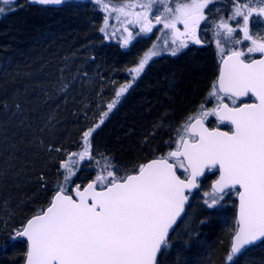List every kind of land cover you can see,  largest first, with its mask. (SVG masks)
<instances>
[{"label": "trees", "instance_id": "1", "mask_svg": "<svg viewBox=\"0 0 264 264\" xmlns=\"http://www.w3.org/2000/svg\"><path fill=\"white\" fill-rule=\"evenodd\" d=\"M250 4L258 6L257 0ZM2 7L0 264H23L26 243L14 233L49 205L58 186L70 193L94 180L101 156L122 177L175 149L177 131L199 112L212 89L216 64L207 52L160 58L108 111L119 88L131 83L126 66L134 51L101 42L100 23L77 10L47 14L26 0ZM91 128L95 159L86 160L84 168L75 166L76 174L65 183L61 164ZM216 176L207 173L189 197L158 264H230L235 198L208 209L200 196L211 190ZM238 264H264V245L238 257Z\"/></svg>", "mask_w": 264, "mask_h": 264}, {"label": "snow or ice", "instance_id": "2", "mask_svg": "<svg viewBox=\"0 0 264 264\" xmlns=\"http://www.w3.org/2000/svg\"><path fill=\"white\" fill-rule=\"evenodd\" d=\"M28 2L62 5L66 0ZM96 2L108 13L101 32L107 35L109 17L114 13L127 33L122 37V46L127 47L133 34L125 25H139L140 33H150L156 25H162L171 32L175 47L170 54L175 56L188 46L189 40L201 42L197 29L206 19L204 10L213 0ZM0 3L13 5L16 0H0ZM257 5L252 7L250 3L234 0L229 20L239 17L237 27L221 19L216 24L217 37L223 33L235 45L250 41L248 53L264 54V39H254L250 33V23H264V19H253L264 18V0H257ZM154 7L153 17L150 14ZM4 12L5 8L0 7V14ZM178 24L183 25V30ZM238 32L242 38L234 37ZM216 44L221 64L209 93L216 100L215 106L205 109L201 105L199 112L189 116L177 131L175 149L139 165L134 174L117 177L109 158L101 156L100 171L83 189L76 185V198L64 186H58L47 208L14 233V237L27 238V264H158V254L170 246V230L185 212L193 190L200 188V178L206 170H218L211 190L203 193V203L208 209L219 204L228 191H235L239 199L236 228L226 261L238 264V257L246 255L251 247L264 245V58L247 59L244 51L235 48L225 55L220 39ZM155 49L153 45L129 70L133 80L153 56L159 55ZM131 86L128 83L119 88L116 99L108 104V111ZM250 95L254 102L241 99ZM107 115L108 112L103 113V117ZM210 116L220 124L230 125V130L206 127L205 120ZM94 131L95 128L85 131L83 150L69 154L68 160L61 164L66 173L65 183L76 174L77 164L95 159L89 139ZM95 162L100 164V160Z\"/></svg>", "mask_w": 264, "mask_h": 264}, {"label": "flooded vegetation", "instance_id": "3", "mask_svg": "<svg viewBox=\"0 0 264 264\" xmlns=\"http://www.w3.org/2000/svg\"><path fill=\"white\" fill-rule=\"evenodd\" d=\"M18 1H25V0H18ZM103 2H106V0H103ZM111 2L112 4H120L124 2H129V3L135 2V0H111ZM184 2H187V0H184ZM31 7L34 9L38 8L39 10H44V12L47 14H58V13L60 14L62 10L63 11L64 10H77L78 13L82 15L85 13V15L89 16L91 20H93L94 22L100 23L99 25L101 27L104 26L105 16L108 15V13L104 11L102 5L98 4L96 0H66V3L62 4L59 7H49V6H39V5H31ZM135 10L140 11V9L138 8ZM228 10L229 8H228L227 0H213V3H210L208 7L204 10L206 19L201 22L199 28L197 29V38L201 42L199 44H196L192 42L191 40H189L187 42L188 46L186 48H182L175 56L170 54L171 48L175 47V45L172 44L171 39H170L171 32L170 30L163 29L162 25H156L153 28L152 32L150 33H140L139 25H135V26L125 25L126 27L129 28V31L132 32L133 39L129 42L127 47H123L121 40L123 36L127 35V33L123 31L121 24L115 19L114 13L109 17V25L111 27H110L108 34L106 35L105 33L101 32V38L103 41L109 44L115 45L116 47H118V49H120L124 53H130L134 51V54L127 61L128 63L126 66L127 71H128V80H131V85H132V82L140 79L143 76V74H145L147 70H149V68L160 58L165 57L168 59H175L185 54H190L193 52H207L209 56L212 58L213 62L216 64L215 76L212 82V85H213V83L216 81L218 77L219 65L221 62L220 49L217 47V44H216L217 39L221 40V44L224 48L225 55L228 52L227 51L228 41L225 39L223 33H221L219 37H217L216 35V31H217L216 24L221 19L228 20V14H229ZM150 15L154 17L153 14H150ZM231 15L232 14H230V16ZM238 18L236 20H230V21L231 22L236 21L237 23V20L239 21L240 19ZM253 19L257 21L259 20V18L257 17H253ZM177 27L183 30V25L178 24ZM251 28H252V25H251ZM117 29L119 30L117 31ZM163 31L165 33H163ZM113 32H115V35H112ZM250 33L252 34L254 39H258V40L264 39L262 36L259 37V29H257V32H255L254 29H252ZM152 39H154V42H157L158 44H160V47L164 49L165 55L159 54L157 56H153L149 60L148 64L145 66V69L140 74V76L136 77V79L133 80V77L130 74L129 70L138 64L139 60L141 59V55H143L141 49L145 50L148 47V44L152 42L151 41ZM165 40L168 41L167 44L164 43ZM245 44H246V47H245L246 49L249 45H251V42L245 41ZM138 46H140V51H138V48H137ZM236 49H240L244 51L243 44L241 43L239 46H237ZM263 55L264 54L254 52V53L247 54L246 58L247 59H261ZM217 58L219 59L216 62L215 59ZM125 84H128V81L125 82ZM244 101L251 103V102H254L255 100L253 98L248 97ZM225 102L230 103V101H228L227 98H225ZM211 121L217 122L215 117H211ZM205 123L210 129L218 127L220 130H223V128L227 130L226 125H222V127H220V126H214V124L212 122L210 123L209 121H205Z\"/></svg>", "mask_w": 264, "mask_h": 264}, {"label": "rangeland", "instance_id": "4", "mask_svg": "<svg viewBox=\"0 0 264 264\" xmlns=\"http://www.w3.org/2000/svg\"><path fill=\"white\" fill-rule=\"evenodd\" d=\"M106 2H107V0H106ZM240 2L245 3L243 0L240 1ZM248 3H250V0L248 1ZM227 4H228L229 6H231V9H232V11H233V8H234V0H227ZM250 6H251V4H250ZM0 7H2V4H1V3H0ZM156 7H159V6L157 5ZM156 7L153 8V12H152L151 14H153V15L156 14ZM228 8H229V7H228ZM5 11H6V8H5ZM4 13H5V12H4ZM230 14H231V13L228 14V22H229L233 27H237V23H236V21H235V22H231V21L229 20ZM1 15H2V14H1ZM238 19H239V18H238ZM261 19H264V18H259V20H261ZM239 20H240V19H239ZM259 20H258V21H259ZM237 21H238V20H237ZM251 25H252V28H251ZM103 27H104V26H103ZM110 27H111V26L109 25V27L106 29L107 34H108L109 30H110ZM252 29H254L255 32H257V29H259V37L262 36V37L264 38V23H259V22H257L256 24H252V23H250V31H251ZM164 31H165V30H164ZM164 31H163V33H165ZM236 36H239L240 38H242V33H239V32H238V33L234 34V37H236ZM121 41H122V40H121ZM151 41H152L151 43H149L150 41L148 42V43H149V44H148V47H147L145 50H142V49H141L142 54H143V55H141V58L144 56V54H145L147 51H149L150 49L153 48V45H156V49H155V50L158 51L159 54H163V55H165V53H164V49L160 47V44H158L157 42H154V39H152ZM122 43H123V42H122ZM242 44H243V50H244L245 54H246V55L249 54V53L247 52V48L245 49V47H246L245 41H244ZM239 45H240V44H239ZM239 45L231 44V43L228 42V45H227V51H228L230 48H235V49H236L237 46H239ZM249 46H251V45H249ZM249 46H248V47H249ZM123 47H124V46H123ZM137 48H138V51H140V46H138ZM137 48H136V49H137ZM224 54H225V53H224ZM218 59H219V58L215 59V61L217 62ZM215 104H216V100H215V98H214V97H210L209 94H208V96L206 97V101H205V103L203 104L204 107H205V109L212 108V107L215 106ZM205 121H209L210 123L212 122V123L214 124V126H220V127H222L221 124H219V123H217V122H213V121H211V116L208 117V119L205 120ZM83 146H84V143H83V141H82V144H80L78 150H76L74 153H79L80 151H82V150H83ZM85 162H86V161H84V162H82V163H80V164H77L76 167H77V166H78V167H81V168L86 167ZM178 172H180V171H178ZM62 178L64 179V176H63ZM228 193H230V192H228ZM228 193L225 194L224 198H228V197H230V198H235V197H236L235 191H232V192H231L232 195H228ZM200 196L203 197V198H205V197L203 196V193H200Z\"/></svg>", "mask_w": 264, "mask_h": 264}, {"label": "water", "instance_id": "5", "mask_svg": "<svg viewBox=\"0 0 264 264\" xmlns=\"http://www.w3.org/2000/svg\"><path fill=\"white\" fill-rule=\"evenodd\" d=\"M18 0H16V2H17ZM27 2H28V0H27ZM29 3V2H28ZM30 5H39V6H49V7H59V6H61V5H40V4H35V3H29ZM0 20H1V15H0ZM262 58H264V55H263V57ZM220 64H221V62H220ZM219 68H220V65H219ZM219 73V72H218ZM250 98H253L254 100H255V98L254 97H251V95L249 96ZM248 97H245V98H241L242 100H246ZM216 119V118H215ZM205 126H206V124H205ZM230 126V125H229ZM207 127V126H206ZM230 128H231V126H230ZM221 131H223V130H221ZM156 159V158H155ZM153 160V159H152ZM151 160H149L148 162H150ZM148 162H146V163H148ZM213 171H215V172H217V178H218V170H213ZM207 172H209V171H207L206 170V172H205V175H206V173ZM203 178L204 177H201L200 178V181L201 180H203ZM216 178V179H217ZM215 179V180H216ZM214 180V181H215ZM213 181V182H214ZM91 182V181H90ZM90 182H88V183H90ZM212 182V183H213ZM87 183V184H88ZM211 183V184H212ZM86 184V185H87ZM86 185H84L81 189H83ZM198 191V189H195V190H193V192H192V194H194L195 192H197ZM228 192H230V191H228ZM69 195H72L73 196V198H76V196H75V189H73L70 193H68ZM191 194V195H192ZM55 195V194H54ZM53 195V196H54ZM190 195V196H191ZM52 199V198H51ZM235 201H236V218H237V216H238V205H239V199H238V196L236 195V198H235ZM187 205H188V203L185 205V211H186V207H187ZM47 208V207H46ZM45 208V209H46ZM184 214H185V212L184 213H182L181 214V217H179L178 219H177V222H176V224L173 226V229H171L170 230V232H169V237L172 235V233L174 232V230L176 229V227L178 226V224H179V222L181 221V219L183 218V216H184ZM32 218V217H31ZM26 224V223H25ZM24 224V225H25ZM23 228V227H22ZM22 230V229H21ZM169 237H168V239H169ZM18 238H21V239H23L24 241H25V243H26V253H27V238L26 237H18ZM259 244V243H258ZM257 244V245H258ZM0 247H1V244H0ZM252 248V247H251ZM158 256H159V254H158ZM157 260H158V257H157ZM23 264H27V262H26V254H25V259H24V262H23Z\"/></svg>", "mask_w": 264, "mask_h": 264}, {"label": "bare ground", "instance_id": "6", "mask_svg": "<svg viewBox=\"0 0 264 264\" xmlns=\"http://www.w3.org/2000/svg\"><path fill=\"white\" fill-rule=\"evenodd\" d=\"M100 41L103 42V43L106 44V45H111V46H113V47H116L115 45L109 44V43H107V42H105V41H103V40H100Z\"/></svg>", "mask_w": 264, "mask_h": 264}]
</instances>
